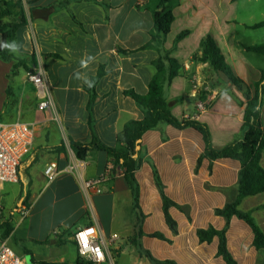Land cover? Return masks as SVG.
<instances>
[{
    "label": "crops",
    "instance_id": "0c3cea01",
    "mask_svg": "<svg viewBox=\"0 0 264 264\" xmlns=\"http://www.w3.org/2000/svg\"><path fill=\"white\" fill-rule=\"evenodd\" d=\"M21 1L23 12L12 9V15L1 20L6 25L21 24L24 15L26 24L15 33L19 50L10 51L13 60L4 61L0 56V122L34 124L35 139L21 163L19 183L0 185V225L8 221L11 227L6 239V228L0 227V239L25 264H32V259L36 263L77 264L72 236L79 228L95 226L104 236H120L119 264H152L128 243L134 234L136 213L123 170L99 151L91 152L85 161L78 160L70 141L90 143L92 121L104 145L125 151L119 135L128 123L143 118L141 109L125 92L146 95L157 73L153 64L165 53L181 65L180 74L164 88L172 114L179 120L207 125L215 149L240 139L247 91L254 95V84L264 71V55L247 51L248 47L264 45L259 39L264 27L253 28L264 22L258 20L264 16V3L174 0L175 21L170 34L161 38L154 26L160 0ZM183 32L189 34L176 44ZM153 36L156 40L142 50ZM207 37L215 40L248 90L235 87L209 63L200 62L201 43ZM2 43L0 33V48ZM88 57L93 59L87 67L82 66L81 61ZM38 65L47 71L60 122L54 121L50 112L39 110L36 89L27 80V74ZM101 67L105 75L94 87L96 100L90 112V87L77 79L76 73L92 81ZM210 99L212 102L200 111L198 106ZM261 118L264 125V103ZM205 149L203 136L193 128L163 124L143 135L141 161L135 172L139 206L145 216L140 240L143 250L160 262L227 264L218 255V237L201 242L198 236L200 230H226L227 249L236 264H264V250L255 248L252 229L237 217L228 222L216 214L237 196L241 163L232 159L200 161ZM79 161L86 165L82 172L65 171ZM51 164L60 172L52 182L45 176ZM260 164L264 169V154ZM110 167L115 168L116 176L103 187V193L87 196L82 182L97 178ZM154 169L165 196L177 205L169 209L177 233L167 225ZM24 203L29 211L22 218L19 209ZM240 209L251 212L264 233V193L246 198ZM156 233L165 240L151 237Z\"/></svg>",
    "mask_w": 264,
    "mask_h": 264
},
{
    "label": "trees",
    "instance_id": "16d2710c",
    "mask_svg": "<svg viewBox=\"0 0 264 264\" xmlns=\"http://www.w3.org/2000/svg\"><path fill=\"white\" fill-rule=\"evenodd\" d=\"M173 1L174 0H160L159 9L154 13L155 31L161 38H166L170 34L172 25L175 21L172 7ZM13 6L23 12L21 0H17V3ZM11 15L12 5L8 1H0V33L3 38V43L0 48V56L4 61H12L14 57L11 55L10 50L3 47V45L13 43L16 31L26 24L24 15L21 16V24L6 25L1 22V20L8 18ZM262 27H264V22L253 26V28L256 29ZM188 34L189 32L181 33L176 38L175 43L178 44L181 42ZM155 40L156 37L153 36L152 41L143 47L142 50L150 47ZM201 49L202 57L200 58V62L209 63L212 69L224 74L229 82L235 87L241 90L247 89L245 83L233 73L232 68L227 64L221 49L213 38L207 37L201 43ZM247 51L264 55V45L248 47ZM123 53L129 54L130 52L125 51ZM46 57L62 60V57L58 55H48ZM153 65L156 68L157 73L153 77L149 85V91L146 95H138L133 91L125 92V95L131 97L143 113V118L141 120L128 123L119 135V143L125 145V151H120L104 145L95 133L92 121L89 123L92 131L91 142L84 144L70 141V148L75 153L77 159L81 161H85L89 154L94 151L106 153L113 158L115 166L123 170L125 179L133 195V209L136 213V223L134 225V234L128 240V243L135 246L141 254L151 261L152 264H176L171 261L160 262L155 260L149 252L143 250L140 244V240L144 236L142 224L145 216L139 206V185L135 178V172L139 166V161H141L139 159L141 141L146 132L157 129L163 124L171 125L177 129H195L203 136L206 145L205 153L200 161H202L203 158H208L211 161L232 159L241 163L237 196L234 200L230 201L223 210H217L216 214L226 218L228 222H230L233 217H237L244 221L253 231L255 248L257 250H264L263 231L256 223L251 212H244L240 209L243 200L264 193V169L260 164L261 157L264 154V125L261 118V110L264 103V71L262 72L261 80L254 84V95L252 96L247 91V104L243 115L242 137L222 149H215L212 146L211 133L207 125L197 121L177 119L172 114L171 107L165 99V85L170 84L172 80L180 74V63L171 58L168 53H165L160 56ZM104 75L105 72L101 67L97 77L92 79L93 87L87 89L89 93H91V100L88 105L90 112L92 111V106L96 100L94 87ZM154 175L157 186L162 194L167 225L173 233H177V225L169 215V209L174 206L177 207V205L165 196L163 185L156 169H154ZM23 205L28 207V203H24ZM0 227L6 228L3 239L8 238L11 233L10 222L6 221L2 226L0 225ZM198 236L201 242H211L213 238L218 237L220 240L218 255L223 257L227 264H236L227 249L226 230H200ZM151 237L165 240L164 236L159 233H156ZM31 262L32 264H55L36 263L34 259H32ZM77 264L86 263L79 260Z\"/></svg>",
    "mask_w": 264,
    "mask_h": 264
},
{
    "label": "built area",
    "instance_id": "2783aa9c",
    "mask_svg": "<svg viewBox=\"0 0 264 264\" xmlns=\"http://www.w3.org/2000/svg\"><path fill=\"white\" fill-rule=\"evenodd\" d=\"M27 80L35 87L39 99V110L50 112L56 122H60V115L54 101L52 88L48 80L46 69L42 65L36 66L27 74ZM200 104L198 108L204 111L212 102ZM35 139V125L30 123L0 122V185L18 184L19 169L25 156L32 150ZM85 163L77 162L68 166L66 172L74 174L85 169ZM60 172L56 165L51 164L45 169L48 181H54ZM116 176L115 168H108L102 175L95 179L82 182L85 194L90 192L98 195L103 193V187ZM29 208L22 206L19 209L20 216L25 218ZM78 258L86 264H119V243L121 238L118 234L104 236L97 227H83L75 231L72 236ZM0 264H25L24 259L19 256L7 242L0 239Z\"/></svg>",
    "mask_w": 264,
    "mask_h": 264
},
{
    "label": "clouds",
    "instance_id": "9594fccd",
    "mask_svg": "<svg viewBox=\"0 0 264 264\" xmlns=\"http://www.w3.org/2000/svg\"><path fill=\"white\" fill-rule=\"evenodd\" d=\"M3 47L9 49L12 52H17L19 50V46L16 43H11V44H4ZM92 57H88L87 60H82L81 65L84 67H87L88 63L92 60ZM76 78L77 79H83L84 83L88 85V87H93V82L86 77L81 76L80 73H76Z\"/></svg>",
    "mask_w": 264,
    "mask_h": 264
},
{
    "label": "rangeland",
    "instance_id": "374dc122",
    "mask_svg": "<svg viewBox=\"0 0 264 264\" xmlns=\"http://www.w3.org/2000/svg\"><path fill=\"white\" fill-rule=\"evenodd\" d=\"M262 2L264 3V0H262ZM13 5H12V9H15L16 7ZM263 8H264V6H263ZM260 18H263V19H260ZM258 20H261V21L264 20V16L263 17L259 16ZM259 39L261 40L260 42H263L262 44H264V30H261V35L259 36ZM259 57H261V56H259ZM262 59L264 60V57H262Z\"/></svg>",
    "mask_w": 264,
    "mask_h": 264
}]
</instances>
